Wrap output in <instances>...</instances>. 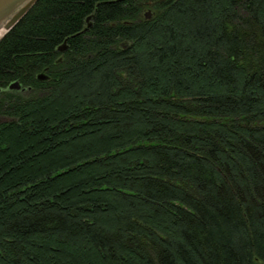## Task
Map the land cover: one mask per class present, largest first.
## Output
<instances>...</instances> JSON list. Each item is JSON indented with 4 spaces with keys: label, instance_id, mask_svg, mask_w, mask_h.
I'll return each mask as SVG.
<instances>
[{
    "label": "trees",
    "instance_id": "trees-1",
    "mask_svg": "<svg viewBox=\"0 0 264 264\" xmlns=\"http://www.w3.org/2000/svg\"><path fill=\"white\" fill-rule=\"evenodd\" d=\"M148 1L0 39V264H264V0Z\"/></svg>",
    "mask_w": 264,
    "mask_h": 264
},
{
    "label": "water",
    "instance_id": "water-1",
    "mask_svg": "<svg viewBox=\"0 0 264 264\" xmlns=\"http://www.w3.org/2000/svg\"><path fill=\"white\" fill-rule=\"evenodd\" d=\"M38 0H0V39L12 29L29 11V9L37 2ZM93 16H90L86 19V29L90 26L89 21ZM145 17H151L146 15ZM66 43L64 42L58 49V52H65ZM45 78L41 75L38 76V80L42 81ZM20 84L18 82L12 83L8 90L19 89ZM24 89H22L23 91Z\"/></svg>",
    "mask_w": 264,
    "mask_h": 264
},
{
    "label": "flooded vegetation",
    "instance_id": "flooded-vegetation-1",
    "mask_svg": "<svg viewBox=\"0 0 264 264\" xmlns=\"http://www.w3.org/2000/svg\"><path fill=\"white\" fill-rule=\"evenodd\" d=\"M151 2V0L150 1H148V3H147V5H148V7H150V3ZM14 83V82H13ZM12 83H10V84H8L6 87H0V96H2L4 93H11V92H17V93H20V94H23L24 92H28L30 89L29 88H24V87H22L21 86V84H20V87H19V89H17V90H15V89H11V90H8V87L11 85ZM22 89H24L23 91H22ZM10 121H12V119L11 118H9L8 116H5V115H2V116H0V124L1 123H4V122H10Z\"/></svg>",
    "mask_w": 264,
    "mask_h": 264
},
{
    "label": "rangeland",
    "instance_id": "rangeland-1",
    "mask_svg": "<svg viewBox=\"0 0 264 264\" xmlns=\"http://www.w3.org/2000/svg\"><path fill=\"white\" fill-rule=\"evenodd\" d=\"M152 12L151 8L150 7H146L144 12H143V15L146 16V15H150ZM26 92H24L23 94H25Z\"/></svg>",
    "mask_w": 264,
    "mask_h": 264
}]
</instances>
